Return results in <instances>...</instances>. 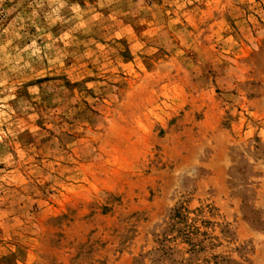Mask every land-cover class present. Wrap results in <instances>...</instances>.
<instances>
[{
    "label": "rangeland",
    "instance_id": "obj_1",
    "mask_svg": "<svg viewBox=\"0 0 264 264\" xmlns=\"http://www.w3.org/2000/svg\"><path fill=\"white\" fill-rule=\"evenodd\" d=\"M0 264H264V0H0Z\"/></svg>",
    "mask_w": 264,
    "mask_h": 264
}]
</instances>
